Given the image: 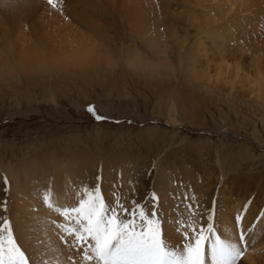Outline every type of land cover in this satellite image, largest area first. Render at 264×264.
<instances>
[{
	"label": "rangeland",
	"instance_id": "rangeland-1",
	"mask_svg": "<svg viewBox=\"0 0 264 264\" xmlns=\"http://www.w3.org/2000/svg\"><path fill=\"white\" fill-rule=\"evenodd\" d=\"M144 2L0 0V226L11 222L29 264H95L59 228L60 213L33 211V243L15 208L24 190L48 207L49 189L73 206L95 183L110 206L155 204L177 247L185 231L194 240L177 222H188L187 205H199L197 231L213 223L238 238L240 215L247 249L263 245L253 256L264 260L262 4L148 0L151 14Z\"/></svg>",
	"mask_w": 264,
	"mask_h": 264
},
{
	"label": "snow or ice",
	"instance_id": "snow-or-ice-1",
	"mask_svg": "<svg viewBox=\"0 0 264 264\" xmlns=\"http://www.w3.org/2000/svg\"><path fill=\"white\" fill-rule=\"evenodd\" d=\"M48 2L57 7L58 0ZM87 110L96 120L108 119L96 114L92 105ZM52 197L53 192L49 189L45 191L43 200L64 218L59 228L74 237L73 244L78 248L86 245L84 259L95 261V264H207V257H210L211 264H238L247 251V233L240 224V215L236 217L238 239L227 238L217 232L213 223H208L206 228L201 225L197 231L193 217L199 205H187L190 212L188 222L183 219L177 222L181 228H191L194 240L188 238L185 231L186 242L177 247L164 237L165 221L159 217L155 204L149 210L146 205L133 201L129 210L116 198L115 206H110L104 200L98 183L82 186L81 198L73 206H57ZM158 200L153 192L152 201ZM3 207L7 209L6 202ZM213 217L214 209L209 211V221ZM0 264H29L7 218L0 226Z\"/></svg>",
	"mask_w": 264,
	"mask_h": 264
},
{
	"label": "bare ground",
	"instance_id": "bare-ground-1",
	"mask_svg": "<svg viewBox=\"0 0 264 264\" xmlns=\"http://www.w3.org/2000/svg\"><path fill=\"white\" fill-rule=\"evenodd\" d=\"M140 1L141 0H137V2H139L140 3ZM145 4H146V7H147V13H154L155 11H156V6L154 5V3H151V2H148V0H142ZM143 3V4H144ZM262 4V8L261 9H259V8H257V4ZM137 4V3H136ZM263 4H264V1H261V0H254V2H253V5H255L256 6V9H257V11H256V14H258V16L260 17V15H261V13H263V10L262 9H264V7H263ZM257 16V15H256ZM139 33V32H138ZM140 34V33H139ZM145 34V33H144ZM143 34V35H144ZM142 35V36H143ZM262 35V34H261ZM146 37V36H145ZM146 39V38H145ZM258 42H259V40H258ZM260 43V42H259ZM261 44H263V43H261ZM260 46V45H259ZM263 48V47H262ZM31 49H33V50H31ZM29 50V51H28ZM39 50V49H38ZM26 55L27 56H31L32 58H34V57H37L36 55H35V50H34V48H32V47H29V48H27L26 50ZM42 53V52H41ZM40 55V54H39ZM24 61L29 65V66H31V67H33V66H35V62L33 61V64L31 63V61L29 60V62L27 61V59L26 58H24ZM24 62V63H25ZM263 87V86H262ZM262 89V88H261ZM263 90V89H262ZM260 91V90H259ZM263 92V91H262ZM261 92V93H262ZM29 191L28 190H24L23 191V193H24V196H26V198H24V199H22V204H21V206L20 207H18V206H16L15 208L17 209L16 211H18V212H20L19 214H21V217L20 216H17V220H19V223H21L22 222V225H21V227H25L26 229H25V232L24 231H21L22 229L21 228H19V232H21L22 233V235H29V234H35V236L33 237V239H32V241H33V243H34V239H35V237H36V233L38 232V230L37 229H32L33 231H31V229H29L30 228V224H31V222L34 220V214H36L35 212H33L35 209H37L38 210V213H39V215L40 216H42V214H47L48 215V210H46V209H50L49 207H45L44 205H42L41 204V202L38 200V199H36V197L35 196H32V195H29V193H28ZM164 205H165V202L163 203ZM33 206V209L31 208ZM30 209H32V211L30 210ZM170 215H172V214H170ZM44 216V215H43ZM225 216V213L223 212H220V217H221V223L219 224L220 226L221 225H223L224 223H228L229 222V220H227L226 219V217H225V219L224 218H222V217H224ZM180 217H182V219L185 217V216H183V215H177V218H180ZM171 218V217H170ZM181 219V218H180ZM230 226H232V224L230 225ZM229 226V227H230ZM40 228V227H39ZM38 228V229H39ZM227 228L228 227H225V229L226 230H223V229H221L222 231H221V233H224L226 236L225 237H228V238H233V239H238L237 238V236H236V232L234 231V230H231V229H228L227 230ZM261 229H262V226L261 227H258L257 228V230H256V232H255V234H254V237H258L259 236V232L261 231ZM168 231H169V229H168ZM254 231H255V229H254ZM174 233H176V231H175V229L172 231V233H170V231L168 232V237H169V240L172 242V243H174V242H177L179 239H180V237H181V235H176V234H174ZM178 233V232H177ZM21 235V240L23 241L24 240V237ZM28 237V236H27ZM26 239V238H25ZM246 240H247V242H248V239L246 238ZM21 241V242H22ZM24 242V241H23ZM25 242H26V240H25ZM250 242V241H249ZM263 245H259L257 248H255V249H251V250H248L247 249V251L245 252V254H244V256L240 259V263L241 264H259L258 262L260 261V264H263V262H264V260L263 259H257V261H256V258L253 256V251H255V252H258L259 250H261V247H262ZM43 257H44V255H43ZM41 261V260H40ZM257 262V263H256ZM38 263V262H37ZM42 263V262H41Z\"/></svg>",
	"mask_w": 264,
	"mask_h": 264
}]
</instances>
